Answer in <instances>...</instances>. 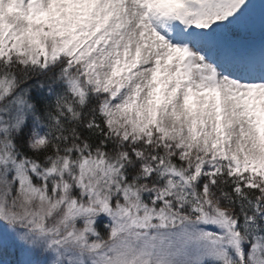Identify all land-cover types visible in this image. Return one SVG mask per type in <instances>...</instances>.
Segmentation results:
<instances>
[{
  "label": "snow or ice",
  "instance_id": "obj_1",
  "mask_svg": "<svg viewBox=\"0 0 264 264\" xmlns=\"http://www.w3.org/2000/svg\"><path fill=\"white\" fill-rule=\"evenodd\" d=\"M0 264H264V0H0Z\"/></svg>",
  "mask_w": 264,
  "mask_h": 264
}]
</instances>
